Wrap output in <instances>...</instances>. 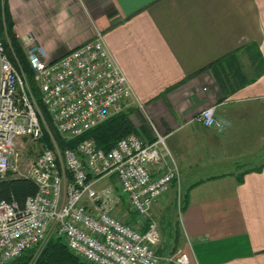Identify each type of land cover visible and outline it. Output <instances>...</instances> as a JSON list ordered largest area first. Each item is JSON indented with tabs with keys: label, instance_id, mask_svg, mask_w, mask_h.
<instances>
[{
	"label": "crops",
	"instance_id": "0c3cea01",
	"mask_svg": "<svg viewBox=\"0 0 264 264\" xmlns=\"http://www.w3.org/2000/svg\"><path fill=\"white\" fill-rule=\"evenodd\" d=\"M7 8L24 52L39 45L48 62L104 32L134 91L122 113L147 143L162 135L181 172L180 191L174 183L152 209L159 256L182 249L191 264H264V160L236 162L247 147L264 157V128L252 125L264 122V0H7ZM210 107L225 130L195 122ZM105 180L119 191L115 176ZM118 210L129 213L125 198Z\"/></svg>",
	"mask_w": 264,
	"mask_h": 264
},
{
	"label": "built area",
	"instance_id": "2783aa9c",
	"mask_svg": "<svg viewBox=\"0 0 264 264\" xmlns=\"http://www.w3.org/2000/svg\"><path fill=\"white\" fill-rule=\"evenodd\" d=\"M25 54L39 99L17 57L6 52L0 38V184L11 173L38 187L23 209L0 199V264H10L29 250L34 264L53 237H62L90 264H191L182 249L165 256L157 253L162 236L152 209L174 183L180 191L181 172L155 128L153 143L132 133L108 152L94 139L60 148L55 138V134L68 140L81 137L121 114L134 97L104 32L97 29L91 40L56 61H46L39 45ZM138 107L145 113L144 105ZM215 115L216 107L207 108L195 122L223 129ZM46 135L52 147L43 145L36 161L23 171L21 140L42 143ZM150 165L159 174L154 175ZM111 176L119 191L112 186L97 188ZM122 198L127 214L118 213Z\"/></svg>",
	"mask_w": 264,
	"mask_h": 264
},
{
	"label": "trees",
	"instance_id": "16d2710c",
	"mask_svg": "<svg viewBox=\"0 0 264 264\" xmlns=\"http://www.w3.org/2000/svg\"><path fill=\"white\" fill-rule=\"evenodd\" d=\"M0 38L5 46L6 52L11 56L15 54L17 57L32 85L35 96L39 99V88L35 81L31 65L15 32L14 22L7 8V0H0ZM132 133L135 132L132 130L128 115L121 113L88 131L81 137L68 140L55 134V138L60 148H74L86 140L94 139L98 148L108 152L114 148L121 139ZM41 142H43L44 145L52 147L51 139L48 135H46ZM37 191L38 187L34 181L28 178H16L10 173L8 178L0 184V199L7 202H15L20 209H23L27 199L35 195ZM32 257L33 250H29L23 254L22 257L10 264H31ZM34 264L90 263L82 261L75 255L64 243L62 237H53Z\"/></svg>",
	"mask_w": 264,
	"mask_h": 264
},
{
	"label": "rangeland",
	"instance_id": "374dc122",
	"mask_svg": "<svg viewBox=\"0 0 264 264\" xmlns=\"http://www.w3.org/2000/svg\"><path fill=\"white\" fill-rule=\"evenodd\" d=\"M263 108H264V106H263ZM259 109H261V106H253V108H252V110L254 112H256V111L258 112ZM257 114L261 115L260 113H257ZM263 123L261 124L259 122L253 121L252 122V125H254V129H258L259 126H262V128H264V124ZM224 124L226 125V127H227V125L229 126V123H224ZM245 124H247V123H242V125H245ZM223 128H224V126H223ZM225 129H222V130H225ZM262 143H264V139H262ZM43 145H44L43 142L42 143H34L29 138H23L21 140L19 149H21V151L23 153V160H22V166H21V168H22L23 171H26L36 161V159L38 158L39 154L42 151ZM45 146H47V145H45ZM245 150L248 151V153L246 154L245 153L246 151H243L242 154L239 155V157H241V156L242 157L239 158L236 161L237 164H239V165L242 164L244 169H248V168H251V167H255L256 165L259 164V162H263L264 157H262V159H261L260 154H258L256 156H254V155L252 156L251 152H254V149H252V148L251 149L250 148L248 149V147H247ZM251 156L253 158H257L259 156L256 159L258 161L252 162V160H248L247 158H250ZM250 159H252V158H250ZM14 177H16V176H14ZM105 179H107V178H104V179H102L101 182H98V184H97V188L98 189H100V190L105 189L109 185L108 182H107V180H105ZM102 183L103 184H106V185L105 186L104 185L102 186ZM118 207H121V203L118 205Z\"/></svg>",
	"mask_w": 264,
	"mask_h": 264
}]
</instances>
